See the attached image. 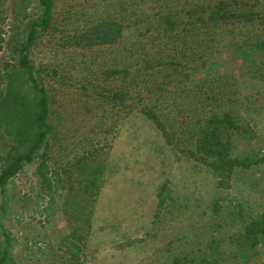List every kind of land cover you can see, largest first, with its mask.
I'll return each instance as SVG.
<instances>
[{
    "label": "rangeland",
    "instance_id": "1",
    "mask_svg": "<svg viewBox=\"0 0 264 264\" xmlns=\"http://www.w3.org/2000/svg\"><path fill=\"white\" fill-rule=\"evenodd\" d=\"M201 1L59 0L56 3L54 17L60 20L67 13L76 14V10L91 16L110 14L120 22L125 20L123 36L117 44L63 49L59 44L62 32L59 24L58 31L42 33L30 52L35 66L52 67L57 72L54 77L43 74L41 79L48 96L49 120L58 131L57 138L50 140L46 149L50 170L56 167V161L88 154V161H100L104 166L102 186L88 216L91 228L82 257L78 261L70 260L69 254L57 247L66 226L65 215L52 211L55 210L52 207L49 211L53 214L48 215L45 209L49 197L45 193L40 205L26 203L23 198L34 197L40 188L32 175L37 159L25 163L7 188L6 199L12 193L14 200L6 205L5 211L2 205L6 202L0 192V240L3 241L4 233L14 239L7 264H169V259L174 257H179L178 264H184L183 258L207 251L213 237L224 238L225 252L230 254L238 248L235 253L239 255L240 246L229 243L232 239L229 235L234 236L241 228L233 209L239 208L250 219L264 211V164H255L252 159L253 154L264 153V75L255 71L259 68L255 63L252 65L254 58L249 57L254 55L250 50L235 54L232 48L241 43L244 34L252 33L251 27L254 33L264 35V20L261 28L249 22L238 26L236 17L224 25L217 19L216 26L209 28L199 23L201 27L193 36L184 29L173 39L170 36L174 33L161 31L164 22L159 23L158 16L178 15L180 21L174 30L180 31L185 27L184 22L191 25L188 11L197 9ZM31 2L28 12L34 16L37 0ZM241 2L252 4V11L264 14V0ZM17 4L16 0H0L5 39L0 50V67L7 59L15 63L7 43L18 30L16 26L23 25L21 19L14 20ZM70 20L73 22L68 26L70 30L85 22L78 23L74 17ZM151 22L156 24L151 25L156 39L150 37L151 33L134 30L135 24L143 27ZM165 42L170 47L164 49ZM202 60H206L208 71H193L192 65ZM172 61L180 62L175 71ZM110 68H125L129 73L107 75ZM253 73L255 78L250 79ZM167 75L172 81H168ZM199 87L206 96L218 100L205 103L202 111L210 112L218 105V112L228 111L238 120H248L250 127L244 126L248 129L247 136L252 135L251 130L255 136L249 141V153H246L251 159L237 166L233 160L245 154L241 143L245 136L233 135L234 146L226 161V167L230 162L232 166L228 177L220 175L222 167L212 169L187 156L184 151H189L194 143L185 144L181 130L186 131L189 115H179L176 123L172 118L178 115V109L200 108L195 106L203 99L199 96L203 94H198ZM101 88L105 97L98 93ZM121 92L129 93L125 99L129 105L116 101L122 100ZM251 95L259 100L257 108L246 105V98L253 100ZM142 108L159 113L166 130L179 135L173 142L176 144L165 141ZM94 171L84 170V174L82 171L81 180L94 176ZM223 177L229 183L226 189ZM216 200L221 207L219 214L212 212ZM62 205L65 206L61 199ZM217 224L223 227L218 228ZM245 251L234 264H264V241ZM228 260L229 255H225L220 264H228Z\"/></svg>",
    "mask_w": 264,
    "mask_h": 264
},
{
    "label": "trees",
    "instance_id": "2",
    "mask_svg": "<svg viewBox=\"0 0 264 264\" xmlns=\"http://www.w3.org/2000/svg\"><path fill=\"white\" fill-rule=\"evenodd\" d=\"M16 1L18 4L14 7V20L21 19L23 25L16 26L18 30L15 31L13 36L10 35L11 37L7 43V50L10 57L15 59V63L12 64L7 59L0 67V192L3 194L4 202H6L3 203L2 209L5 211L6 205L14 200L12 193H9L8 199H6V191L9 184L13 183L15 175L20 173L25 163L31 164L37 159L38 164L35 170L32 171V175L37 185H40V188L34 197L26 195L23 198L26 203L33 202L34 204L40 205V198H43L42 193L48 195L49 202L45 209L48 211V215L53 214V212L49 211L51 207L55 209L52 211L60 215H65L66 226H64L57 247L62 248L65 254H69L70 260L78 261L82 257L81 253L84 241L90 233L91 222L88 216L94 204L95 197L98 195L102 186L104 166L100 161H88V154H82L72 160L67 157L66 160L65 158L61 160L62 162L56 161V167L50 170L47 163L48 153L46 149L49 146L50 140L52 141L58 135V131L56 130V125L49 120L48 96L41 79L43 74L54 77L57 75V72L52 67L35 66L34 62L30 59V52L42 33L49 30L58 31L59 24L62 27L60 34L61 43L59 42V44L63 49H68L69 47L90 49L96 45L117 44L123 36V28L125 26L123 24L125 20L120 22V19L110 14L104 17H100L98 14L91 16L87 12L81 13L77 10L76 14L67 13L61 20L59 18L56 19L54 17V8L59 0H37V11L34 16H31L33 14L28 12V8L32 4L31 0ZM154 1L157 2L158 0ZM253 7L252 4L242 3L241 0H202L197 9H189L188 11L189 17L191 18V25L184 22L183 25L185 27L180 31L174 30L178 25L177 21H180L178 15L170 13L168 16H163L162 18L158 16L156 19L159 23L164 22L163 28L161 29L162 32L167 34L174 33L170 36L173 39L174 35L178 37L184 29L193 36V32L196 31L197 33L201 25H207L209 28L216 26L217 19L221 20V24L224 25L230 18L236 17L238 22L236 24L235 21L234 24L238 26H241L243 22H247V24L249 22V25L261 27L264 14L258 12V10L252 11L251 8ZM73 17L77 19L78 23L80 20H85V22L82 25L77 24L76 27L74 26L70 30L68 26L73 24L70 20ZM199 23L202 24L200 25ZM231 24L233 25V21ZM135 25L134 30L138 28L141 34H145V32L151 33L150 37L156 39L155 33L153 32L154 29L152 28L156 24L151 22L150 25L147 24L143 27H137L138 24ZM142 28L144 31L141 30ZM245 28H248V25ZM250 30H252V33L244 34L241 43L234 46L232 51L235 54H239L246 53L247 50H250L252 52L251 54L254 55H249L250 60L254 58L251 61L252 65L254 63L258 65L259 69L255 71H259V75L262 76L264 75V67L260 68V66L264 65V35L260 32L254 33L252 27ZM2 31V23L0 20V50L3 48V42L5 41ZM210 32L214 31L210 30ZM13 37L15 40H11ZM167 45L170 47L165 42L164 49L167 48ZM255 56L257 57L255 58ZM179 64V61H172V66L175 67L173 68L174 71L177 70L176 68ZM206 64V60H202L200 64L197 63L196 66L192 65L193 71L197 73L208 71L206 69L208 65ZM212 66H209V70H211ZM119 71L120 73H124V75L129 73L128 70L122 68L111 69L106 74L112 75ZM254 73L250 79L255 78ZM167 76L168 81H172L170 76ZM245 80L248 81L249 79L246 78ZM199 90L200 92L198 94H203V96L199 95L203 99L201 103L195 104V106H199L200 108L198 110H196V107L191 110L178 109V115L172 116V118L176 123L179 115L181 117L184 114L189 115L187 117L189 120L185 125L186 131L184 129L183 131L181 130V137L184 136V141L181 140L187 145H190L189 143L191 142L194 143V147L192 145L191 148L186 147L189 149V151H184L187 156L193 158L195 161H202L203 164L210 166L212 169L222 167L220 175L228 177L232 166L230 162V166H227V168L226 161H228V156L234 146L232 145L233 135L240 136V134H244L245 136V140L241 142L242 151L245 154L233 160L237 166H243L251 159L250 155L246 153H249V141L255 136L252 130L250 132L252 135L247 136L246 132H248V129H244V126L250 127L248 120H238V118H235L228 111L220 113L221 111H217L218 105L216 108H211L210 112L202 111L205 103L211 100H218L214 96H206V92L201 87H199ZM98 93L101 97H105V90L103 88ZM128 94L121 92L122 100L116 101L119 103L125 102L126 106L129 105L127 100H125ZM251 96L253 98L254 95ZM114 98H117V96ZM258 103L259 100L257 99L254 100L253 98L251 101L246 98V105L251 108H257L256 105ZM142 112L156 124L168 144H176L173 142L176 136L178 137L179 135H174L173 131L169 132L166 130L163 124L164 122L158 112L157 114L152 109L146 108H142ZM181 127L183 126L181 125ZM241 158L243 160L239 162ZM252 159H254L253 163L263 165L264 153H255ZM84 170H96V172L94 171L95 175H91V178L82 181V171L83 174L87 172H84ZM224 177L222 178V182L226 181L224 183L226 189L229 187V183H227ZM34 185L36 186V184ZM68 188L69 190L67 192H63V190H67ZM61 199L65 206L62 205L60 207ZM53 204L54 207L51 206ZM220 211L219 200H216L212 206V212L219 214ZM233 213L239 218L241 228L235 232L237 234L234 236L232 234L229 235L232 238L229 243L234 247L236 245L240 246L239 255L235 253L238 248L233 249V252L230 254H228L230 251L225 252V244L227 245V243L224 238L213 237L207 247V251H203L200 255L197 254L196 257L183 258L184 264H220V261L225 259V255H229L227 263L234 264L235 261H239L240 253L246 252V249H255L261 241H264V211L251 219L249 218L250 216L244 217L245 215L239 208L233 209ZM83 214L85 217H82ZM217 227L221 228L223 225L217 224ZM234 228L236 227H231V229ZM4 234L3 241L0 240V264H7L10 254L9 249L14 241L7 233ZM171 259L168 261L169 264L179 263V257Z\"/></svg>",
    "mask_w": 264,
    "mask_h": 264
}]
</instances>
